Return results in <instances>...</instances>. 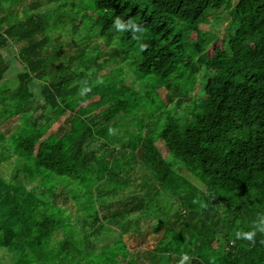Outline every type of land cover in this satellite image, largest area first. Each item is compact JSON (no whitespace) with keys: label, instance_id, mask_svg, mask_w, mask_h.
Returning <instances> with one entry per match:
<instances>
[{"label":"trees","instance_id":"16d2710c","mask_svg":"<svg viewBox=\"0 0 264 264\" xmlns=\"http://www.w3.org/2000/svg\"><path fill=\"white\" fill-rule=\"evenodd\" d=\"M85 1L0 0V264H264V0Z\"/></svg>","mask_w":264,"mask_h":264},{"label":"rangeland","instance_id":"374dc122","mask_svg":"<svg viewBox=\"0 0 264 264\" xmlns=\"http://www.w3.org/2000/svg\"><path fill=\"white\" fill-rule=\"evenodd\" d=\"M85 2L88 3V1L86 0ZM222 12V11H221ZM219 12V13H221ZM218 13H212V15L209 16L210 20H213L214 24H204L201 25L200 28L202 29H206L209 31H212V33L214 34V39L213 42L217 43L218 45H225L226 44V40H227V36H228V29H229V22L231 19V14L229 12H223L221 18H217ZM217 16V17H216ZM66 25V29H70L71 28V24L70 22L65 23ZM58 34L61 35L60 38V42L63 45L64 50L68 49V44L71 42L72 38L70 36L69 33H67L66 30H61L58 32ZM57 37V35H56ZM77 40L76 43L74 44L73 48L74 49H79L81 47H85V45H89L90 43L86 44L85 40L79 36H77ZM114 45V44H113ZM86 49V48H85ZM15 47L13 46V44H11L8 48H6V59L8 62V65L10 67L9 70V78L13 77L16 73H19L21 71V67L19 66L18 62L15 61L14 56H15ZM109 48H107V46H103L102 47V53H109ZM129 82H132L135 87L137 89H139V82H137L134 77H129ZM33 91L35 92L36 98L38 100H42V95H41V84L39 83H35L33 84ZM149 110L150 114L147 113L146 119L150 118L152 115V109H147ZM168 111L175 113V114H179L181 115V112L179 110V108L177 109L174 105H169V107L167 108ZM184 116V115H183ZM151 120H154L153 118H151ZM59 124H56L54 126V129L57 128ZM4 130V128L2 129ZM159 148L161 149V152L165 158V161L168 163V165L171 167L173 174L171 177V180L169 182V184H166V186L163 188V191L168 188L171 184L173 185V189L178 187L179 181L182 179L184 180H188L191 184H193L194 186H197V182L187 174V172L184 171V169L182 168L181 165H179V163L175 160L174 157H172L170 154L167 153L166 149L160 144L157 143ZM18 156L13 154L12 152H9L7 154V157L3 158V161L0 158V172L3 174V176L5 178H10L13 173L16 171V167L18 166ZM168 192V191H167ZM160 207L162 209V211L164 212V214H166V211L171 210L172 208V201L174 200L172 196H170V194H162V196H160ZM69 206V210L71 211L72 215H75L76 213H78L81 209L78 205H75V203L73 201H71L70 203H68ZM175 207L173 206L172 210H174ZM126 238V237H125ZM153 241H149L146 240V238H141L140 240H137L135 242V244L132 247H137V246H143V247H152L153 245Z\"/></svg>","mask_w":264,"mask_h":264},{"label":"clouds","instance_id":"9594fccd","mask_svg":"<svg viewBox=\"0 0 264 264\" xmlns=\"http://www.w3.org/2000/svg\"><path fill=\"white\" fill-rule=\"evenodd\" d=\"M128 24L132 25L133 28H134V32H140L142 31V29L140 28L139 25L133 23L131 20L128 21ZM114 27L118 30V31H124V28L126 27L125 24H122L121 23V19L119 17H117L114 21ZM141 49L144 50L147 48V45H144V44H141ZM85 91H90V89H86ZM110 132H111V129H110ZM261 233H264V230H261ZM256 235V231L253 230L251 232H247V233H244V232H237L236 233V237L237 239H240V238H243V239H246L248 240L252 245H255L256 241L254 239ZM261 243H264V241H261ZM184 259H188L187 256L184 257Z\"/></svg>","mask_w":264,"mask_h":264}]
</instances>
